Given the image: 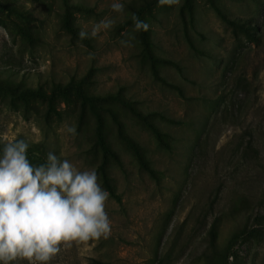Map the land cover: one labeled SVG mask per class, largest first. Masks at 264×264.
I'll list each match as a JSON object with an SVG mask.
<instances>
[{
  "label": "rangeland",
  "instance_id": "obj_1",
  "mask_svg": "<svg viewBox=\"0 0 264 264\" xmlns=\"http://www.w3.org/2000/svg\"><path fill=\"white\" fill-rule=\"evenodd\" d=\"M113 2L0 0V147L95 169L110 193L107 238L50 264H206L214 219L223 248L264 215V0ZM257 228L237 264H264Z\"/></svg>",
  "mask_w": 264,
  "mask_h": 264
},
{
  "label": "clouds",
  "instance_id": "obj_2",
  "mask_svg": "<svg viewBox=\"0 0 264 264\" xmlns=\"http://www.w3.org/2000/svg\"><path fill=\"white\" fill-rule=\"evenodd\" d=\"M180 0H158L172 6ZM124 3L114 0L111 9L123 12ZM135 19V29L148 31L149 24ZM104 19L91 32L81 30V40L97 37L112 27ZM71 136L74 126L65 125ZM30 145L23 139L0 149V264H50L62 248L73 242L107 238L111 223L106 201L110 193L98 182L95 169L81 170L68 159L47 154L35 165L28 158Z\"/></svg>",
  "mask_w": 264,
  "mask_h": 264
},
{
  "label": "trees",
  "instance_id": "obj_3",
  "mask_svg": "<svg viewBox=\"0 0 264 264\" xmlns=\"http://www.w3.org/2000/svg\"><path fill=\"white\" fill-rule=\"evenodd\" d=\"M224 18L233 26L244 27L242 23H238L234 19ZM246 35L253 39L255 33L247 29ZM0 149L2 148L0 147ZM27 155L29 160L35 165L46 162L45 155L32 147H29ZM252 221L254 223L252 226H248L247 223H245L241 228L234 231L228 238L225 246L220 248L217 242L218 219H214L207 230L208 244L202 255L206 264H237L238 253L236 247L238 243L246 236H252L258 230V226H264V215H254Z\"/></svg>",
  "mask_w": 264,
  "mask_h": 264
}]
</instances>
